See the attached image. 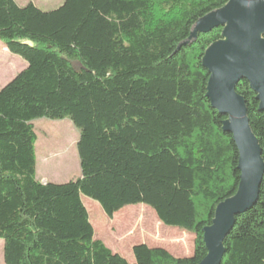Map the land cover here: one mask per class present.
<instances>
[{"label": "trees", "instance_id": "16d2710c", "mask_svg": "<svg viewBox=\"0 0 264 264\" xmlns=\"http://www.w3.org/2000/svg\"><path fill=\"white\" fill-rule=\"evenodd\" d=\"M228 0H63L52 10L0 0V41L26 67L0 88V239L4 264H198L203 228L235 194L238 152L206 97V48L221 27L182 44ZM243 97L264 164V111ZM78 130L80 175L36 179V119ZM85 196L105 215L150 207L194 235L190 256L137 244L134 260L95 239ZM136 219L131 217L130 224ZM219 264H264V171L253 206L234 218Z\"/></svg>", "mask_w": 264, "mask_h": 264}, {"label": "water", "instance_id": "95a60500", "mask_svg": "<svg viewBox=\"0 0 264 264\" xmlns=\"http://www.w3.org/2000/svg\"><path fill=\"white\" fill-rule=\"evenodd\" d=\"M215 27L222 28V39L210 44L202 58L209 74L206 97L213 109L227 117L222 129L231 134L238 152L239 181L235 194L216 205L211 225L203 228L207 253L198 264L220 263L224 237L235 216L255 203L264 171L245 101L235 92L236 83L245 79L256 94L258 109L264 111V0H228L195 21L182 44H191L199 33Z\"/></svg>", "mask_w": 264, "mask_h": 264}, {"label": "rangeland", "instance_id": "374dc122", "mask_svg": "<svg viewBox=\"0 0 264 264\" xmlns=\"http://www.w3.org/2000/svg\"><path fill=\"white\" fill-rule=\"evenodd\" d=\"M15 1L19 5L33 2L42 10L55 9L63 2V0ZM3 45L0 41V86L4 85L23 66V59L10 53ZM32 124L37 137L36 179L44 183H65L76 179L80 175L76 149L78 130L68 119L40 118L34 120ZM66 136L71 137L72 141L70 156L65 155ZM61 153L66 160L58 163ZM81 200L88 212L95 239L101 240L110 250L122 255L129 262L134 260L131 249L137 244L164 248L175 257L190 256L193 252L194 235L177 227L163 225L155 212L146 205L125 206L109 218L96 201L85 196H82ZM131 217L136 220L130 224ZM0 264H4L2 239H0Z\"/></svg>", "mask_w": 264, "mask_h": 264}, {"label": "bare ground", "instance_id": "6f19581e", "mask_svg": "<svg viewBox=\"0 0 264 264\" xmlns=\"http://www.w3.org/2000/svg\"><path fill=\"white\" fill-rule=\"evenodd\" d=\"M64 145L66 146L65 155L70 156L71 155L70 149H71V146H72L71 137L66 136V139L64 140ZM58 153H60V151H58ZM61 154H62L61 158H59L57 160L58 163H62L63 161L66 160V157L63 155V153H61ZM59 166H61V165H59Z\"/></svg>", "mask_w": 264, "mask_h": 264}, {"label": "crops", "instance_id": "0c3cea01", "mask_svg": "<svg viewBox=\"0 0 264 264\" xmlns=\"http://www.w3.org/2000/svg\"><path fill=\"white\" fill-rule=\"evenodd\" d=\"M22 63H23V64H22L23 66H22V68H21L19 71H21L23 68L26 67V63L24 62V60L22 61ZM19 71H17V72L15 73V75H16ZM13 77H14V75H13ZM13 77H11L7 82H5V84L8 83ZM5 84H4V85H5ZM4 85H2V86H4ZM2 86H0V88H1Z\"/></svg>", "mask_w": 264, "mask_h": 264}]
</instances>
